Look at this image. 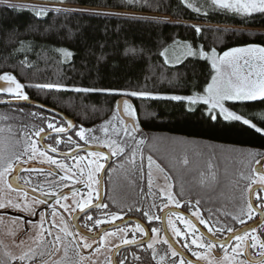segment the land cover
<instances>
[{
  "label": "trees",
  "instance_id": "16d2710c",
  "mask_svg": "<svg viewBox=\"0 0 264 264\" xmlns=\"http://www.w3.org/2000/svg\"><path fill=\"white\" fill-rule=\"evenodd\" d=\"M6 2L62 10L37 18L31 11L17 13L0 5V73L10 72L23 84L58 82L68 85L69 88L145 90L162 97L188 96L194 90L193 66L197 91L210 79L209 73L213 70L209 60L185 58L186 44H191L195 50L202 48L206 53L215 49L218 54L248 44L264 46V14L253 13L245 16L213 10L210 0H187L200 8V13L188 8L182 0H136L135 4H130L129 0ZM67 4L74 7H65ZM205 11L207 15L203 14ZM30 25L37 32H26ZM13 27L22 34L21 39L33 40L38 45L34 51L27 53L32 62L31 67L20 66L24 53L15 52L18 45L7 37V32ZM196 27L201 32L197 33ZM57 48L68 49L73 53L72 57L65 61L54 51ZM130 49L135 52H130ZM165 49L170 62L167 64L161 55ZM24 92L28 98L72 117L77 127L88 128L113 117L117 112L116 101L123 98L105 92L77 93L54 89L40 90L34 87H26ZM5 94L2 93L1 96L4 97ZM8 98L15 97L9 95ZM128 98L135 108L136 125L148 135L143 151H149L152 157L157 156L163 166H168H165L168 172L176 174L179 181L176 180L174 189L184 208L187 207L188 211L191 206L189 201H199L200 210L207 215L208 212H225L224 205H230L231 197L238 196L239 189L236 185L237 180H242L240 173L243 165L240 161L243 160H238L235 154L228 159L226 151H215L213 147H228L231 152L234 150L229 148L264 151V138L240 123L224 121L222 116H218L219 123L210 121L205 111L206 106L203 105L194 114H190L185 110L186 101ZM234 110L239 113L240 107L237 106ZM36 113L64 123L62 119L51 116L48 112L27 105H0V128L6 132H14V136L33 128L50 130L46 120L35 116ZM175 138L206 145L198 150V154H201L198 159L203 166L194 170L207 175L213 169L216 181L211 186L201 183L200 176L194 180L188 173H182L181 167L185 165L181 164L180 159L171 165L156 154L158 152L159 155H171L170 148L174 146H166L163 140ZM65 147L63 149L68 151ZM158 147H161V151ZM120 158L119 156L116 160L119 161ZM171 158L174 160V155ZM217 158L230 169L228 177L221 173V168L216 167ZM128 167L130 173L124 175L121 181L129 191H133L132 197L120 196L121 200L117 199L120 204L116 203V206L133 209L146 207L148 199L142 193L147 188L138 192L140 177L132 174V167ZM225 189L230 190L229 193ZM206 194L208 199L199 198ZM234 206L231 212H236Z\"/></svg>",
  "mask_w": 264,
  "mask_h": 264
},
{
  "label": "snow or ice",
  "instance_id": "6c2138e0",
  "mask_svg": "<svg viewBox=\"0 0 264 264\" xmlns=\"http://www.w3.org/2000/svg\"><path fill=\"white\" fill-rule=\"evenodd\" d=\"M182 2L186 3L188 8H191L193 11L197 13L201 12V9L195 7L193 4L187 2V0H182ZM130 4H135L136 0H129ZM0 5H3L6 8L12 9L14 12H23L25 10L31 11L37 18L46 17L50 12H60L61 9H49L46 7H39L36 5H22V4H11L7 3L6 0H0ZM210 5L213 10H223L229 11L236 14H241L245 16H251L253 13L264 14V0H210ZM67 11V10H64ZM99 14V13H97ZM207 15V11L203 13ZM197 33L201 32L199 27L195 28ZM26 32H37V29L30 25ZM21 33L15 27H13L10 31L7 32L8 39L16 43L18 46L14 49L15 52L24 53V59L20 61L21 67H31L32 62L29 59L27 53L29 51H34L38 45L34 43L33 40H25L21 39ZM186 56L185 58H194V59H205L211 60V68L212 72L209 73L210 79L206 80L200 90H196L197 85L195 82V67L192 69L193 76V93L188 96H178L172 95L167 97L155 96L153 93L139 90V91H129L125 89H96V88H81V87H73L69 88L68 85L58 83V82H44V83H29L23 84L21 83L15 75L10 72L0 73V81H6L7 87H0V92L6 93L14 96L16 99L28 100V96L25 94L24 89L26 87H34L36 89L44 90H63V91H75L77 93H90V92H105L110 95H120L122 97H140V98H153V99H170L174 101H186L187 107L186 112L190 114H194L201 105L206 106L205 111L207 113L208 119L210 121H214L219 123L218 116H222L224 121L240 123L242 126H246L248 130L253 131L255 134H259L262 138H264V46L258 44H248L244 47L232 48L223 53L222 56H217L215 49L212 50L211 55L206 53L202 48L199 50H195L191 44H186ZM56 51L62 58L67 61L70 57H72L73 53L65 48H57ZM130 52H135V50L130 49ZM167 49L161 52V55L165 58V63H170L167 56ZM102 58V57H101ZM182 62V61H178ZM184 75H187L185 73ZM121 105H123V113L129 117L135 118V108L130 103L128 99H122L116 101V111L119 112L121 110ZM239 106L240 112L238 113L234 109ZM43 107V106H41ZM114 118V117H113ZM111 121H107L106 125H109ZM47 127L52 130V132L57 134L59 137L61 134L67 136L69 129H74L76 126L71 122H67V127L57 126L53 122H49ZM104 132H108V127L105 126L103 128ZM44 129L40 128L35 132L36 136H40V133L43 132ZM93 130H85L83 127L79 129L75 133V135L79 138V141H83L84 145H88L89 141H94L96 143H100L98 137L92 135ZM133 132L138 131V128L134 125L132 128ZM127 135V132L125 133ZM43 139V137H41ZM133 139H135L133 137ZM143 141H141L142 143ZM61 143H67L69 151L66 153H62L60 155L63 156L64 160L72 159L75 162V166L68 165L63 163L55 158L52 155H47L46 153L50 151L51 153H58L57 146ZM32 153H26L28 158L31 159L35 154L36 149L33 145ZM102 147H108L110 149H115L111 152L112 155H120L124 153V148L118 147L115 142L104 143ZM84 150L80 148L79 142H73L71 136H67V141H63L60 138L55 139V145H49L46 151L40 152L41 156H46V162L51 165H56L57 167L64 169L66 172L71 169L72 176H83L85 174V168H89L94 165L92 171L87 172V178L89 182L90 191L88 192L89 200L92 198L93 192L97 191L95 188H92L91 185L99 184V180L94 178L93 173H99L101 169L104 167L103 164L99 163L100 158L105 157V153L103 151H91L89 155L96 159L89 160L88 164H84L85 160L84 156L77 157L76 150ZM253 162L260 165V168L252 169L253 175L246 177L251 183L248 185V191H254L251 185H264V154L261 153H253ZM135 154L133 153V160ZM256 157H259L257 159ZM19 159V157H17ZM0 161H3V157L0 156ZM149 164L151 165L152 158L148 157ZM185 165L189 163L187 159L183 161ZM211 167V166H210ZM13 170L12 163L9 162L7 167L0 171V177H3L6 172H11ZM43 171V169H41ZM72 176L65 175L61 176V181L65 182V186H67V181L72 178ZM201 183H207L208 186H211L212 183L216 181V174L214 171H210L207 175L203 172L200 174ZM79 182V181H77ZM151 183V181H149ZM11 187V185H9ZM70 191H72L70 189ZM72 194L75 195V191H72ZM42 195L47 196L48 193H42ZM52 195H56L53 193ZM61 198L67 199V196L63 193L60 194ZM89 200H84L83 203L77 202L78 207L81 211L89 206ZM39 202L43 203L44 200H40ZM168 202H174L176 207H180L179 201L174 200V196L170 193L167 197V202L163 203V207H168ZM199 201H197V204ZM3 204H0V207H3ZM107 207V205H103L102 203H97L96 207ZM261 206H264L262 204ZM67 209V205L64 206ZM249 213L248 218L251 219V211L254 208L252 203L248 204ZM175 214V213H173ZM143 215L148 218L149 221L152 219L159 220V216H153L149 211H144ZM194 216H197L200 224H204L207 226V222L203 216H200L198 212L193 213ZM244 215L243 210H241V218H239V223L244 224L245 220L242 218ZM88 220H92L91 216L86 217ZM118 215H113L112 219H119ZM101 220H95L94 224L98 225L102 223ZM171 224V221H169ZM184 223L188 229L192 230V234L194 238L190 241L192 245H197L198 248H208L211 249L216 246L217 243L220 244L221 248L224 246L223 241H214L212 239L206 240L204 243H198V238L195 237V233L198 231L197 226L190 219L184 220ZM249 228L251 226L242 228L239 230H235L232 227H228L226 229H217L213 235H216L218 232L227 231L232 235L228 239L234 238L236 241L235 247L232 249L234 254H239L238 249L240 248L241 242L251 241L250 247L257 248L259 251V255L261 259L257 261H253L252 264H264V240H260L256 235L249 236ZM136 229L139 232H144V228L141 227L139 223L136 224ZM173 232L177 237L181 236V231L177 229L175 226L172 228ZM62 231H65L62 229ZM155 233L157 229H152ZM209 231L212 232V229L209 228ZM252 232H255V228H251ZM67 235H72L71 233H66ZM51 235V233H49ZM201 234V238H202ZM188 233H184V238L187 240ZM60 236H55V241H60ZM126 243H135V241H125ZM165 244H169V241L165 239L163 241ZM85 247H90L88 244H84ZM149 248L153 247L152 243L148 244ZM169 247H172L169 244ZM184 247L189 248L191 250L189 243H184ZM192 254L194 256L197 255V252L193 251ZM177 251H172V256L177 257L180 256ZM27 254L20 256L18 259L22 262L26 259ZM200 258V257H198ZM224 259H228L227 255ZM180 264H185L184 259L181 257ZM187 264H192L191 261H188ZM243 264V262H241Z\"/></svg>",
  "mask_w": 264,
  "mask_h": 264
},
{
  "label": "rangeland",
  "instance_id": "374dc122",
  "mask_svg": "<svg viewBox=\"0 0 264 264\" xmlns=\"http://www.w3.org/2000/svg\"><path fill=\"white\" fill-rule=\"evenodd\" d=\"M64 6L74 7L69 4L64 5ZM208 54L211 55V52ZM222 55L223 53L222 54L217 53L218 57ZM209 61L211 63V60ZM2 82L7 83L6 81H2ZM1 95L2 93L0 92V99L9 97V95H6V94L4 95V97H2ZM35 116L45 119L47 124L49 122H53L57 126L65 127V123H63L62 121L58 119H55V118L53 119L52 117L45 116V115L38 114V113H36ZM113 117L105 120L104 122H101L95 127L88 128V127L81 126L85 130H93L92 135H94L95 137H98L100 140V143H96L90 140L88 145H95V146L102 147L104 143L115 142V144L118 147L124 148L123 154L113 155V156L115 158L120 156L121 158L119 161L127 162L128 166H130V168L132 167L131 173L132 174L135 173L136 175L140 177V180L138 178L139 180L138 192L140 193L144 189L147 188V191L145 193H142V195H144L148 199L147 206L149 208H152V210L160 211V210L165 209V207H163V203L167 202V197L170 193L174 196V200L179 201V204L183 206L182 200L179 199L174 189V185H176V180L179 181L176 174L172 172H168L166 170V167L168 168V166H166L165 162H164L165 165L163 166L160 163V159L157 156L154 155L152 157V154L149 151L145 153L142 149L143 144H145L147 137H148L147 133L143 132L139 126H137L138 131L133 132L132 131L133 127L131 125L126 126L125 122L121 119L118 112H116ZM135 118H136V113H135ZM107 121H111V123L109 125H106ZM105 126L108 127L107 133H105L103 130ZM81 127H77L76 130L73 131V133L67 136H71L73 142L78 141L79 145L83 146L84 142L79 141V138L75 135V133L79 131ZM37 130L39 129L33 128L30 131H24L21 134L14 136L15 135L14 132H11V131L6 132L5 130L0 128V156L3 157V161H0V171H3V169L7 167V164L9 162L12 163V167L14 166L16 162H19V161L21 162L35 161V162L47 163L46 156L50 154L48 152L46 153V156H41L39 154L40 152H44V150L38 144L37 140L39 136L35 135V132ZM126 132H127V135H125ZM133 137L135 139H133ZM64 141H67V137L64 138ZM141 141L143 142L141 143ZM163 143L166 146H168L167 144H169L170 146L172 145V147L173 146L175 147V148L174 147L170 148V150H172L171 155H174L175 159L173 160L171 158V155H168L166 153H162L161 155H159L158 152H156V154L162 159V161H167L169 162V164L171 163V165H173L172 163H174L175 160L180 159L181 164L185 165L183 161L187 159L189 163L185 165L184 167H181L182 168L181 172L182 173L186 172L188 173L189 176L191 175L194 180H197L200 174L194 169L197 167L203 166L202 164H200L202 163L201 160L198 159V157H200L201 155V154H198V152H200L198 150H200V148H202L201 146H204L205 144L203 143L200 144L199 142H195V141L193 142V141H189L183 138H175L172 140L164 139ZM33 145L35 146L36 152L32 156V158L29 159L28 155L25 153L26 151L27 153H32ZM64 146H66L65 149H69L67 143H64ZM105 148L109 150L110 152L115 150V149H110L108 147H105ZM158 148L159 150L161 149V147H158ZM213 149L215 151H218V150L226 151L227 155H229L228 159H230V157H233L232 155L235 154L238 160L240 159L243 160V161H240L243 165V170L240 173L241 179L243 181L237 180V185H236L239 189V193H237L238 196H234V198L231 197L232 200L230 199L231 200L230 205H226V207L224 205V209H225V212H231L233 209V206L235 205L234 208L236 212H241V210H243V212H247L248 214L249 213L248 204H249L250 191H248L247 188L251 182L248 179H246V177L253 175L251 170L255 169V167L258 165L253 162L252 154L257 153V152L264 154V151L254 150V149H249V148L247 149L229 148V149L234 150L233 152H231V151H228V147H222V148L213 147ZM89 153L90 152L81 153L80 155H77V157L84 156L85 160L83 161V163L88 164L89 160L96 159L94 157H91ZM133 153L135 154L134 160H133ZM220 153L222 154L223 152H220ZM149 156H151L152 158L151 165L149 164V161H148ZM17 157H19V159H17ZM53 158L63 163H66L68 165H72L73 167L75 166V162L72 159L64 160V159L56 158L54 156ZM256 158L259 159V157H256ZM216 161H217V163L215 164L216 167L221 168L220 169L221 173L222 174L225 173V175L228 177L230 173V169L225 167L226 164L222 163L223 161H221L220 158H217ZM98 162L103 164L102 158H100ZM240 162L238 164H240ZM198 164L200 165L198 166ZM93 168H94V165L89 168H85L84 176L86 177L87 182H88L87 172L92 171ZM61 170H64V169H61ZM211 171H213V169H211ZM11 172H6L3 177H0V204L4 205L3 207H0V264H10V261L12 259H15L16 257L22 256L24 254L23 249L30 248L29 244L27 246L26 240H24L23 238L22 240L18 239L16 229H18V227H21V230H22V226H24V224L22 225V221L19 220V216H16V214H23V215L29 214L28 212H26V210H29L32 207V205H30V201H32V199L24 195L22 192L14 191L13 189L9 187L8 177L11 174ZM64 172L66 171L64 170ZM176 172H177V169H176ZM66 174L69 176H72L71 169H69L66 172ZM98 174L99 173H95V172L93 173L94 178L97 180H98ZM80 177L81 176H72V179H74L72 180L73 181L72 183H75V182L77 183V181L80 182L81 180ZM50 178L52 179L53 181L52 184L56 187V189H58L60 186L63 188L66 187L65 182L61 181V178H58V177H50ZM70 181H67V185L72 184ZM149 181H151V183H149ZM234 182H236V179H234ZM255 185L256 184H252L251 187L253 188V186ZM97 186L98 184L91 185V187L95 188L96 190H97ZM118 189H119V192H118ZM118 189H117L118 194L116 195V200L114 202L115 205L118 200H121V198L119 197L122 195H125L126 197H132V193H131L132 190L130 189L131 191H129L127 187L122 183V181L118 183ZM89 191H90V187H88L86 194L84 192H81L79 194L70 196L67 199H63L62 201H60V203H57V204L63 209H65L64 206L67 205V209L65 210L69 214H72L73 211L80 209L77 205V202L83 203L84 200H89V197H88ZM229 191L225 189L226 193H229ZM94 193L95 192H93V195ZM207 195L208 194L201 195L199 196V198L205 199L207 198L206 197ZM144 196H143V199L144 201H146L147 199L144 198ZM256 198H258V195H256ZM93 201L94 200L91 198L89 200V204ZM117 204L119 205L120 203H117ZM189 204L191 205L189 206V210H188L189 212H202L200 210V204L199 203L197 204V201L195 203L189 201ZM173 206L176 207V204L174 202H168V207H173ZM117 208H119V206ZM106 209H108V207H106ZM106 209L104 210L106 211ZM19 211H22V212H19ZM251 212H254V211L252 210ZM12 214H15V215H12ZM97 215H98V220L103 221L102 223L98 224L99 226L109 222V216H110L109 212H98ZM195 217L197 218V216ZM184 220H186V218L181 217V216H171L170 217L171 224L170 223L168 224V226L170 225L169 230L171 234L174 235V238H176L177 236L172 230L173 226H175L177 229L181 231V236L178 237L179 242H181L183 246H184V243L186 242L189 243V246L191 248L190 251L197 252V255H196L197 259L205 262L206 264H241V262H243V264H251L243 258V248H244L243 243L244 242L240 243V248L238 249L239 254H234L231 250L229 252H224L223 254L224 256L219 259H217V257L213 255L214 247L211 249H208V248L202 249V248H198L197 245H192L190 241L194 238V236L192 234V230L186 227ZM124 231L126 230L121 231L122 233L121 238L118 240V242L126 236ZM184 233H188L187 240H185L184 238ZM253 234H249V236L250 235L252 236ZM112 235H113L112 232H108L107 234L104 235L101 246L97 249V251L92 256L88 257V256H83L81 254H78V257H80V260H79L80 264H110V255H111V251L113 247V245L111 244ZM195 237L198 238V243H204L206 241L203 237L201 238V235L198 232L195 233ZM165 239L166 238H164V236H161L159 229H157V232L153 233V238L150 243H152L153 246L155 247L156 243H159ZM85 241L87 240H84V242ZM94 244L95 242L88 244L90 245V247H85L86 250L89 251V249ZM187 249L189 250V248ZM59 252H61L60 249H59ZM61 255H63V253H61L60 255L58 254L56 258H59V256ZM226 255L228 257L227 260L224 259ZM60 261L61 260L59 258L58 264H65V263H60ZM179 264H180V261H179Z\"/></svg>",
  "mask_w": 264,
  "mask_h": 264
},
{
  "label": "flooded vegetation",
  "instance_id": "af4514ba",
  "mask_svg": "<svg viewBox=\"0 0 264 264\" xmlns=\"http://www.w3.org/2000/svg\"><path fill=\"white\" fill-rule=\"evenodd\" d=\"M50 115L54 116L52 114ZM64 123H65V127H67V124L65 121ZM49 131H52V130L43 131L41 132V134L44 132H49ZM66 137L67 136H63V135H60L59 137H57V135L52 136V137H47L45 139V143L48 146L55 145L56 138H60L64 141V138ZM37 141L39 144V138ZM83 146H80V147H83ZM64 147H65L64 143H61L60 145L57 146L58 151L68 152L69 150L65 151L63 149ZM102 148H105V147H102ZM42 149L44 150V148ZM49 154L52 155L51 153ZM80 154L81 153L77 155H80ZM54 157L63 159L62 157H58V156H54ZM116 159L117 158H115L112 155L111 165L108 167L107 171L105 172L104 181H103L104 187H103L102 204L107 205L108 209L101 206V207L90 209L87 211V213L77 216L78 213L82 212L80 209H77L73 211L72 214H69L65 209H63L57 204V203H60V201H62L63 198H60L58 200L51 201V202L41 203L39 202L40 201L39 199L28 195L26 192L17 191L13 189L14 191L22 192L24 195L32 199V201H30V205H32V207L29 210H26V212H28L29 214H24V215L17 214L16 215V216H19V220L22 221V225L24 224V226H22V230H21V227H18L16 231H17L18 239L22 240L23 238L24 240L27 241V246L29 244V247H30L29 249L28 248L23 249L24 251L23 255L27 254V257L22 262L18 259L20 256L16 257L15 259H12L10 261V264H51V263L53 264L54 262H55L54 264H58L59 258L61 260L60 263L80 264L79 262L80 257H78V254H81L83 256H88V257L92 256L97 251V249L101 246L102 239L104 235L107 234L108 232L113 233V235L111 236V244L113 245V247H112V251L110 255V264H114V254L117 248L125 244H131V243H126L125 241L134 240L135 243H137V242H141L145 240L147 238L148 231L150 232V236H151L150 241L148 243H144L141 245L128 247V248L120 250L115 255V259L117 263L118 264H179L180 258L182 256L180 255L177 257H173L172 251L175 249L173 247H169V244H165L163 242L164 240H162L159 243H156L155 245L156 248L154 246L152 248L148 247V244L151 242L153 238L154 232L152 231V229H159L161 236H164V238H166L164 229H163L162 215L165 210L171 207H168V208H165L159 211V210H152V208H149L148 206L143 207V208H136V209H133L128 206L117 208L116 205L114 204L116 200V195L118 194L117 193L118 183H120L124 175H129L130 173L127 162H121ZM102 161H103V165L105 166L107 163L106 155L104 158H102ZM26 162H30V161H25V162L19 161V162H16L14 166L17 163H26ZM41 163L48 164L45 162H41ZM52 166L60 169L56 165H52ZM103 168L98 174L99 184L97 186V191H94L95 192L94 195L96 196L94 195L92 196V199L94 201L91 202L88 207L97 204L100 200V177H101V172ZM60 171H62V175H57L55 173H52L46 170L41 171L39 169L22 170L19 174V179L21 183L29 187H32L41 193L46 192L48 193L49 196H53L52 195L53 193L57 194L61 191L72 189V188L77 189V191L75 192L76 194H79L81 192H84L85 194L87 193L89 183L86 181V177L84 175L80 177L81 179L80 182L72 183L73 182L72 180L74 179L71 178L70 179L71 181L70 180L68 181H70L72 184L67 185L64 188L60 186L58 189H56V187L52 184L53 181L50 177L61 178V176L67 175L66 172H64V170L60 169ZM259 186H262V189H259L255 193L254 198H255L256 205L262 212H255L253 210L254 212H251V219L248 218L247 212H244V215L242 217L245 220L244 224L239 223V218H241V212H219L218 214L208 212V215L205 212H198L200 216H203L204 219L206 220L207 226L199 223V219H197L193 215L194 212H186V213L194 217V219L196 220L195 224L198 229L197 232L200 235L202 234L200 228L211 235H213V233L216 232L217 229H226L228 227H233V229L238 230L244 227L245 225L258 221L259 219H261V215H263V219L260 222V225L258 227H255V232L249 231V234L254 233L253 235H256L257 237H259L260 240H264V206H261L262 204H264V185H259ZM256 195H258V198H256ZM66 196L68 198L70 196H73V194H69ZM179 208H182L183 210L187 211L181 205ZM104 209H106V211ZM144 211H149L151 215L159 216L160 219L159 220L152 219L151 221H149L148 218L143 215ZM19 212H22V211H19ZM98 212H109L110 214L109 222L101 226L94 224V221L98 220V215H97ZM12 215H15V214H12ZM113 215H118L120 218L112 219ZM87 216H91L93 219L88 220L86 218ZM171 216H181L186 219H190L189 217L185 216L182 213H175V214L170 213L167 217V225L169 224ZM128 218H135L137 220H140L141 222L144 223V225L138 221L130 222L128 224L122 225L112 230L105 231L98 238H91L90 236L84 233L86 232L89 234H96L105 226L118 223ZM137 223H139L141 227L144 228V232L137 231L136 229ZM169 228H170V225L168 226V229ZM209 228L212 229V232L209 231ZM62 229H64L65 231H62ZM123 230H126L124 231L126 236L118 242V240L121 238V234H122L121 231ZM49 233H51V235H49ZM66 233H71L72 235H67ZM229 234L231 233L225 230V231L218 232L216 235H213V236H215L219 240H223L227 238ZM55 236H60L61 237L60 241L58 242L55 241L54 240ZM171 236L174 239V241L189 256L197 259V257L194 256L190 250H188L186 247H184L181 244V242H179L178 237L174 238V235L172 234ZM202 237L205 240L209 239V238H206L204 235H202ZM84 240H87V241L84 242ZM92 242H95V244L89 249V251L86 250L84 244L85 243L91 244ZM250 243L251 241H247L243 243L244 245L243 258L245 260H246V257L244 255V252L246 250L247 245L249 246L250 253L254 258L260 257L259 251L257 250V248L250 247ZM235 245H236V241L234 238L231 240V242L228 245H224L223 248H221L220 244H216V246L213 249V255L216 256V254H222L221 257H219V258H222L224 256L223 255L224 252L231 251L235 247ZM59 249L61 250V252H59ZM61 253H63V255L59 256V258H56L57 255L58 254L60 255ZM219 258L217 257V259ZM184 261H185V264H187L188 260L184 259Z\"/></svg>",
  "mask_w": 264,
  "mask_h": 264
},
{
  "label": "water",
  "instance_id": "95a60500",
  "mask_svg": "<svg viewBox=\"0 0 264 264\" xmlns=\"http://www.w3.org/2000/svg\"><path fill=\"white\" fill-rule=\"evenodd\" d=\"M0 87H7V83L5 82H0ZM122 99H128L130 100V98L128 97H123V98H120V100ZM0 105H27V106H30V107H34V108H38L40 110H43L45 112H48L60 119H62L63 121L67 122L68 121H71L76 127L74 129H69L68 130V133L67 134H70L72 133L74 130H76L77 128V123L76 121L68 116L67 114L63 113L62 111L56 109V108H53L51 106H48L40 101H37V100H34L32 98H28V100H23V99H16V98H6V99H0ZM43 106V107H41ZM119 116L121 117V119L125 122V125L126 126H129L131 125L132 127L135 125L136 126V121L135 119H133L132 117H129L127 116L126 114L123 113V105H121V110L118 112ZM137 127V126H136ZM57 134L52 132V131H49V132H44L42 133L40 136H39V144L42 148H44V150H46L48 148V145H46L45 143V139L47 137H52V136H56ZM63 135V134H61ZM41 137H43V139H41ZM84 150H79L77 149L76 150V155L79 154V153H86V152H91V151H103L107 157V163L106 165L104 166L102 172H101V177H100V200L98 203H102L103 202V187H104V184H103V181H104V175H105V172L107 171L108 167L111 165V162H112V155L110 154V152L108 150H106L105 148H102V147H99V146H95V145H85L83 147H80ZM48 153H51L50 151H48ZM62 153H66V152H61V151H58V153H51L52 155L54 156H58V157H62ZM255 168H260V165H257ZM31 169H43V170H46V171H50L52 173H55L57 175H62V172L60 171V169L52 166V165H49V164H44V163H41V162H35V161H30V162H26V163H17L14 168H13V171L12 173L9 175L8 177V184L11 185V188L14 189V190H17V191H24L26 192L28 195L30 196H33L39 200H44V202H51V201H55V200H58L61 198L60 194L63 193L65 195H69V194H72V191H77V189L75 188H72L70 191V189H67V190H64V191H61L59 193H57L56 195H53V196H44L42 195L41 192L35 190L34 188L32 187H29L23 183L20 182V179H19V174L22 170H31ZM252 189H254V191H251L250 194H249V201L250 203H252L254 205V208L253 210L255 212H262L258 206L256 205V202H255V198H254V195L255 193L259 190V189H262V186H259V185H256L254 186ZM93 208H97L96 207V204L95 205H92L88 208H86L84 211L80 212L77 214V216L81 215V214H85L87 213L88 210L90 209H93ZM170 213H182L184 214L185 216L189 217L194 223H195V219L194 217L190 216L189 214L186 213V211H184L183 209L181 208H177V207H171L167 210L164 211L163 215H162V223H163V229H164V233H165V237L166 239L169 241V244L172 245V247L179 253L181 254V256L188 260V261H191L192 263L194 264H206L205 262L201 261V260H198V259H195L191 256H189L175 241L174 239L172 238L171 234H170V231L168 229V225H167V217ZM17 215V214H16ZM76 216V217H77ZM263 219V215H261V219H259L258 221L254 222V223H251V224H248V225H245L244 227L242 228H246V227H249L251 226V228H255V227H258L260 225V222L262 221ZM135 221H138L140 223H142L144 225L143 222H141L140 220H137L135 218H128V219H125L123 221H120L118 223H114V224H111V225H107L105 226L104 228H102L98 233L96 234H89V233H86L84 232L86 235L90 236L91 238H98L100 237V235L105 232V231H108V230H112L114 228H117V227H120L122 225H125V224H128L130 222H135ZM240 228V229H242ZM251 228H249V231H251ZM202 234L206 237V238H209V239H212L214 241H223L224 242V245H228L231 240L233 239H228L232 234H229L227 238L223 239V240H219L217 239L215 236L205 232L204 230H202L200 228ZM239 230V229H238ZM150 232L148 231L147 233V238L141 242H137V243H131V244H125L123 246H120L119 248H117L115 254H114V264H118L116 259H115V255L122 249H125V248H128V247H133V246H137V245H141V244H144V243H148L150 241ZM219 244V243H217ZM222 254H216V257H221ZM244 255L246 257V260L248 262H250L252 264L253 261H259L261 259V257L259 258H254L251 253H250V249H249V246L247 245L246 246V250L244 252Z\"/></svg>",
  "mask_w": 264,
  "mask_h": 264
},
{
  "label": "bare ground",
  "instance_id": "6f19581e",
  "mask_svg": "<svg viewBox=\"0 0 264 264\" xmlns=\"http://www.w3.org/2000/svg\"><path fill=\"white\" fill-rule=\"evenodd\" d=\"M38 109V108H37Z\"/></svg>",
  "mask_w": 264,
  "mask_h": 264
}]
</instances>
